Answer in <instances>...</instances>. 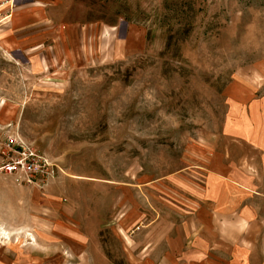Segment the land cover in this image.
I'll return each instance as SVG.
<instances>
[{"label":"rangeland","instance_id":"obj_1","mask_svg":"<svg viewBox=\"0 0 264 264\" xmlns=\"http://www.w3.org/2000/svg\"><path fill=\"white\" fill-rule=\"evenodd\" d=\"M36 8L25 58L0 49V145L61 172L21 186L38 202L0 220V264H264V0ZM215 189L231 219L199 217Z\"/></svg>","mask_w":264,"mask_h":264},{"label":"crops","instance_id":"obj_2","mask_svg":"<svg viewBox=\"0 0 264 264\" xmlns=\"http://www.w3.org/2000/svg\"><path fill=\"white\" fill-rule=\"evenodd\" d=\"M0 13L11 10L12 15L8 24H0V49H12L14 56L25 58L20 48H27L30 43H35V38H25L23 34L26 28L36 22L35 16L39 10V0H0ZM12 5V9H10ZM5 25V26H3ZM10 51H8L9 53ZM28 53V52H26ZM28 61V60H26ZM253 131H257L254 128ZM217 186L247 191L249 182L247 179L241 180L233 178L231 175L215 180ZM216 190V189H215ZM39 195L33 189L16 186L10 178L0 176V220L5 224L25 225L29 222V210L33 208L34 202H38ZM210 206L208 209L201 208L199 217L215 219H231L235 209L232 207L229 195H225L222 191L216 190L208 196ZM230 201V202H229ZM37 204V203H36ZM206 249V248H205Z\"/></svg>","mask_w":264,"mask_h":264},{"label":"built area","instance_id":"obj_3","mask_svg":"<svg viewBox=\"0 0 264 264\" xmlns=\"http://www.w3.org/2000/svg\"><path fill=\"white\" fill-rule=\"evenodd\" d=\"M61 169L46 155L38 152L16 133L9 132L0 145V175L19 186L44 188Z\"/></svg>","mask_w":264,"mask_h":264},{"label":"bare ground","instance_id":"obj_4","mask_svg":"<svg viewBox=\"0 0 264 264\" xmlns=\"http://www.w3.org/2000/svg\"><path fill=\"white\" fill-rule=\"evenodd\" d=\"M3 234L5 235V232H3Z\"/></svg>","mask_w":264,"mask_h":264}]
</instances>
